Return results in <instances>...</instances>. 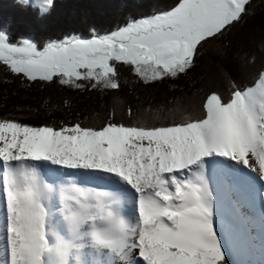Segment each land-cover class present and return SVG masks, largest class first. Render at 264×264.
Masks as SVG:
<instances>
[{"label":"snow or ice","instance_id":"obj_1","mask_svg":"<svg viewBox=\"0 0 264 264\" xmlns=\"http://www.w3.org/2000/svg\"><path fill=\"white\" fill-rule=\"evenodd\" d=\"M248 3L176 0L108 34L42 47L30 38L12 42L0 28V65L27 81L75 89L86 81L118 90L121 65L146 84L177 78ZM53 4L44 0L39 15ZM209 165L249 186L264 182V64L251 84L232 79L227 97L212 91L199 117L170 125L55 128L0 119V229L8 264H226ZM260 195L264 203V183Z\"/></svg>","mask_w":264,"mask_h":264},{"label":"trees","instance_id":"obj_2","mask_svg":"<svg viewBox=\"0 0 264 264\" xmlns=\"http://www.w3.org/2000/svg\"><path fill=\"white\" fill-rule=\"evenodd\" d=\"M175 2L54 0L50 12L41 17L38 9L21 0H0V28L8 33L12 42L21 37L30 38L42 47L50 40L73 35L90 38L93 32L108 34L131 18L166 10ZM86 13L97 17L96 20L87 19ZM81 16L82 21L77 22ZM262 64L264 0H249L241 19L200 47L191 69L177 78L146 84L132 73L129 66L121 65L118 66V90L93 89L88 82H82L84 88L75 89L58 82L27 81L0 65V119L55 128L79 123L83 127L99 129L110 121L148 127L170 125L187 116L199 117L202 102L212 91L227 97L232 79L237 83L251 84L256 69ZM249 240L250 237L245 236V244L249 245ZM225 261L233 264L227 254Z\"/></svg>","mask_w":264,"mask_h":264},{"label":"rangeland","instance_id":"obj_3","mask_svg":"<svg viewBox=\"0 0 264 264\" xmlns=\"http://www.w3.org/2000/svg\"><path fill=\"white\" fill-rule=\"evenodd\" d=\"M28 4H35L36 7L34 8L41 11V8L44 6V0H28ZM86 14V18L89 20H96L97 18L93 17L94 15H91V13ZM82 19L83 17L81 16L77 22H81ZM259 52L261 53L262 51L259 50ZM261 56L263 57V54ZM215 173L216 174H214V176L217 175V173L219 175L222 174L218 170H216ZM212 175H208L207 171V176L209 178V184L211 189L213 188ZM82 178L85 177H80L81 182L84 181ZM225 178L228 179V185H226L225 189V196L223 195V197H221V195H219L218 193L219 186L221 184L218 185L217 192H213L216 219L215 228L222 242V250L227 255L232 251L229 249L230 247L226 238L227 230L233 249V252L230 253L229 259H231L230 261H232L233 264H262V262H264V203H262L261 197H257L259 196L261 187L257 189V191L255 192L256 195H254L259 200V210H257L256 205L253 204V201L251 200V197H246L243 193V195L241 196L240 192H238L239 189H237V186L234 181L231 178L229 179V177L225 176ZM252 187L253 186H249L246 184L245 191H247L249 195L250 191L248 190H251ZM227 195L230 196V199H226ZM2 223L3 214L2 211H0V224ZM245 236L250 237V240L248 241L249 245L245 244ZM8 261L9 257L6 249V240L3 235L2 229H0V264H8Z\"/></svg>","mask_w":264,"mask_h":264},{"label":"bare ground","instance_id":"obj_4","mask_svg":"<svg viewBox=\"0 0 264 264\" xmlns=\"http://www.w3.org/2000/svg\"><path fill=\"white\" fill-rule=\"evenodd\" d=\"M213 168H212V166L210 165V166H208V169H207V171H208V175H212V179H213V184H212V190H213V192L214 193H216L217 192V190H218V185L219 184H221L220 186H219V191H218V193H219V195H221V197H223V195L225 196V189H226V185H228L227 184V182H228V179L227 178H225V176H224V174L222 175H219L218 173H217V175H215L214 176V174H216L215 172H216V170H212ZM213 176H214V178H213ZM80 177H83V176H80ZM80 177H78L77 179H78V181L79 182H81L80 181ZM84 181L83 182H85V181H87V183H86V186H88V187H95L96 186V181H94V180H90V178H87V177H85V178H82ZM230 179V178H229ZM232 179V178H231ZM233 181H234V183L236 184V186H237V189H239V191L238 192H240V195L242 196L243 194L246 196V197H251V200L253 201V204H255L256 205V208H257V210H259V207H258V205H259V200L254 196V195H256L255 194V192L257 191V189L259 188V187H261V182H258V181H256V183H255V185L252 187V189L251 190H248V191H250V195L247 193V191H245V187H246V184L245 183H243L242 181H240V180H238V179H232ZM82 182V183H83ZM242 185V189H241V185ZM242 191V192H241ZM243 193V194H242ZM257 197H261L260 196V192H259V196H257ZM227 198H229L230 199V196L229 195H227V197H226V199ZM262 198V197H261ZM249 200V199H248ZM257 201V202H256ZM262 204V203H261ZM253 208V207H252ZM255 208V207H254ZM255 208V209H256ZM258 213H259V211H258Z\"/></svg>","mask_w":264,"mask_h":264}]
</instances>
